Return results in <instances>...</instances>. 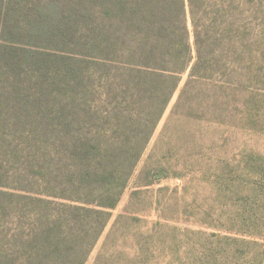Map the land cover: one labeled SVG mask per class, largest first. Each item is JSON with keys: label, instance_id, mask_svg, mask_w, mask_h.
<instances>
[{"label": "trees", "instance_id": "16d2710c", "mask_svg": "<svg viewBox=\"0 0 264 264\" xmlns=\"http://www.w3.org/2000/svg\"><path fill=\"white\" fill-rule=\"evenodd\" d=\"M187 72L264 91V0H0V264L87 263Z\"/></svg>", "mask_w": 264, "mask_h": 264}, {"label": "rangeland", "instance_id": "374dc122", "mask_svg": "<svg viewBox=\"0 0 264 264\" xmlns=\"http://www.w3.org/2000/svg\"><path fill=\"white\" fill-rule=\"evenodd\" d=\"M187 80L86 264H264V91Z\"/></svg>", "mask_w": 264, "mask_h": 264}]
</instances>
